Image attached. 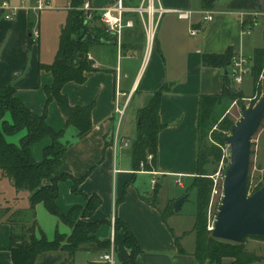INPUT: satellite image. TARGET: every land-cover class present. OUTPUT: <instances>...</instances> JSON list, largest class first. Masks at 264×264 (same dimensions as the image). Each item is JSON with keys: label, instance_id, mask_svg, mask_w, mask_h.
I'll use <instances>...</instances> for the list:
<instances>
[{"label": "crops", "instance_id": "crops-1", "mask_svg": "<svg viewBox=\"0 0 264 264\" xmlns=\"http://www.w3.org/2000/svg\"><path fill=\"white\" fill-rule=\"evenodd\" d=\"M6 1L16 7L17 11L13 18L6 20L5 11L0 8V87L15 88L17 99L32 113L41 115L46 103L44 89L52 85L53 79L50 73L40 70L39 65L51 64L55 56L42 54L41 45L34 44L40 42L36 11L33 10L36 0ZM115 1L91 0L90 4L94 8H101ZM140 1L122 0L126 7L132 9ZM157 7H161L164 13L158 20L153 52L146 60L145 35L137 16L128 15L134 26L125 29L115 43H112L111 35L106 36L104 27L100 24V31L106 38L94 43L97 46H91L88 54L96 71L86 74L83 84L68 83L62 88V93L71 106L93 105L92 130L82 139L75 134L77 140L66 153L69 155V164H65L63 159L60 170L54 176L66 173L81 178L88 174L80 185V191L86 196H99L102 203L87 221H105L102 226L109 231L107 238L97 232L99 240L110 241V220L114 216L129 226L137 240L141 249L136 259L138 264H196L193 258L195 245L182 244L192 232L179 229L175 223L170 224L177 215L174 211L166 224L163 223L160 212L167 203H174L185 195V189L195 177L199 97L218 95L221 91L223 70L204 67L201 63L202 56L222 55L230 50L233 54L242 53L252 58L253 64L255 51L264 48L262 31L261 36L253 34L257 24L262 23L264 27V0H216L208 10L202 8L201 0H158ZM176 11H190L191 16L189 20H180ZM203 12H210L212 21L204 22ZM33 28H37L39 32L36 41L30 36ZM191 29L197 31L195 35L190 34ZM101 41L105 43L102 44ZM247 76L249 79H244L245 85L252 81V70ZM162 88L165 91L160 98L158 112L163 128L157 136V190L159 192L160 185L172 178L174 183L181 182L179 187L184 193L165 201L162 208L157 195L158 204L153 208L141 199L144 196L134 187L137 176L151 175L134 171L131 152L129 164L121 155L115 154L112 142L116 109L120 108L122 99L124 98V108L128 101L130 103L137 96L127 125L130 129L133 120H137L138 111L147 104L152 94ZM46 124L55 132L64 130L65 133L67 130L64 117L54 101L47 106ZM50 144L51 138L44 137L31 147L35 162L43 159V150ZM100 159L103 162L98 171L93 172ZM0 182L4 183L6 190L0 192V204L9 203L13 206L0 217V264H12L8 250V214L13 216L17 212L23 216L22 220L26 219L30 224L35 220L36 236L43 233L48 240H52L55 230L59 231V227L64 225L49 215L42 205L35 207L33 215L29 211V193L25 190L17 191L12 182L1 174ZM62 183L64 184L61 186ZM44 184L49 185L50 179ZM59 184L63 201L67 200L60 205L58 194L56 204L63 213L73 206L85 205L82 195H72L71 181ZM41 219L50 226L49 231H45ZM63 229L62 234L70 233L68 227ZM117 234H120V244L117 243ZM173 236L179 238L185 254L177 252ZM114 238L115 263L123 264L129 257L123 245V233L114 232ZM105 252L80 251L67 264H76L79 254L85 253L90 256L94 254V258L87 264H100L97 257ZM65 259L64 253H48L41 256L36 264H63ZM230 263V259L222 260V264Z\"/></svg>", "mask_w": 264, "mask_h": 264}, {"label": "trees", "instance_id": "trees-1", "mask_svg": "<svg viewBox=\"0 0 264 264\" xmlns=\"http://www.w3.org/2000/svg\"><path fill=\"white\" fill-rule=\"evenodd\" d=\"M91 0H70L67 9L66 24L61 30L59 47L54 61L49 65H39V69L51 74L53 82L44 89L46 103L41 115L28 110L15 96V88L0 87V174L10 180L17 191L25 190L29 193V211L34 215L37 205H42L45 211L55 217L59 223L70 229L68 235L55 230L52 240H48L43 233L36 236V221L23 228L20 234L14 233L13 224L10 225L9 252L12 264H36L38 259L48 253L61 252L66 255L63 264L69 263L74 255L80 251L105 252L109 250V242L96 237L99 228L105 221L88 222L102 201L99 196H86L80 191V185L88 176L75 178L63 173L54 175L60 170L63 157L69 145L61 142L64 130L55 132L46 124L47 106L54 101L65 120V129L73 127L79 139L87 136L92 130L91 113L93 105L80 107L71 106L62 88L68 83L83 84L86 74L96 71L91 60L87 59L90 47L87 41L93 38L98 43L106 38L100 31L98 16L94 15L87 22L84 12L80 10L85 2ZM216 0H201L204 10L212 7ZM106 36H109L106 34ZM31 42H29V45ZM233 53L227 50L222 55H203L201 63L204 67H215L223 70L221 91L218 95H201L198 101L197 112V151L196 173L186 193L195 192L194 225L191 230L195 235L193 258L196 264H222V260L230 259V264H253L261 257L245 249V239L241 244L221 241L213 238L207 230L208 210L213 182L208 177L206 167L217 163L221 157L220 147L225 145L226 135L209 132L212 126L217 125L218 131L228 133L235 122L224 118L219 124L215 120L216 109L225 102H236L241 98L239 91L231 85V80L224 74L228 71ZM264 68V48L255 51L253 56L252 73L255 79ZM164 88L155 92L147 104L138 111V133L131 149L133 170L140 171V164L145 172H156L157 169V136L163 126L159 122V104ZM20 135L18 143L8 141V138ZM44 137L51 138V144L43 150V159L35 162L31 155V147ZM208 139L211 143H208ZM152 156L150 164L146 157ZM134 175V174H133ZM50 179V184L44 182ZM71 181V193L82 195L85 205L73 206L63 213L57 206L58 185L60 182ZM264 184V183H263ZM257 186L252 193L260 189ZM159 183L151 195L141 199L153 208L158 204L157 195ZM248 192V179H247ZM251 193V194H252ZM124 197V196H123ZM122 197V198H123ZM189 197V196H188ZM187 197V198H188ZM173 202L166 204L160 212L162 221L172 216ZM123 233V245L129 257L123 264H138L137 256L141 249L129 226L115 219L114 232ZM264 241V238H252ZM179 254H185L179 243V238L173 236Z\"/></svg>", "mask_w": 264, "mask_h": 264}, {"label": "rangeland", "instance_id": "rangeland-1", "mask_svg": "<svg viewBox=\"0 0 264 264\" xmlns=\"http://www.w3.org/2000/svg\"><path fill=\"white\" fill-rule=\"evenodd\" d=\"M69 2L70 0H47V3L44 5L45 8L41 11L36 12V19L40 31V42L34 44L41 45V53L44 55H48V56L52 55L54 57L56 54V51L59 47L61 30L66 24L67 9ZM262 28H263L262 23L257 24L254 27L253 34L256 36L257 35L261 36ZM154 45H155V38L152 44L151 53L153 52ZM92 46L96 47L97 45L94 44ZM148 62L149 59L146 62V66ZM251 78L252 81L248 82L247 85H245L244 83L241 87L239 86L235 87L239 91V94L241 96V98H239L238 101L225 102L222 104L221 107L216 109L215 120L217 121V124H219L224 118H226L230 122H236L241 116L242 107L248 108L254 106L259 101V99L264 95V68L262 72H260V74L257 76V79H255L254 72L252 73ZM248 79L249 76L246 77V80ZM123 102H124V98L120 103V108L124 110L123 114L122 115L115 114L114 131L115 133L117 131L120 136L119 143L116 146L115 154L121 155L124 158V161L126 160V162L130 164L131 163L130 152L138 133V126H139L138 118L137 120H133L130 129L127 125L129 124L128 121L131 115V111L133 109V105H135L137 102V96L135 95V97L130 103L128 101L124 108H123ZM210 130L211 131L209 132V134L211 132H217L218 134L224 136L229 135V132L225 133L218 131L217 125L212 126ZM75 134H76V130L73 127L67 128L61 142L66 145L69 144L71 145L77 140L75 138ZM19 136L20 135L18 134L14 137H10L8 138V141L12 143H18ZM125 143L127 144L126 146L124 145ZM208 143L209 144L211 143L209 139H208ZM222 148H225V145H223ZM68 150H69V146L66 153L68 152ZM66 153L63 159L65 160V164L67 163L69 164V155L67 156ZM101 159L99 160V164H97V166L93 168L92 170L93 172L98 171V168L100 167V163L103 162ZM228 164H229V158H224L222 160V151H221V157L219 161L214 164H209L206 167L208 177L209 178L211 177L213 179V184L215 182L217 185V189L221 192L219 193L218 196H215L212 199L209 206L208 223L210 226H213L218 207L220 206L221 203L220 196L222 194L223 179ZM118 167L120 168V164H118ZM151 179H152L151 176H146V175H139L136 177V183L134 187L139 189L140 194L144 197L150 196L152 193V190L150 188ZM263 183H264V118L257 132L251 139L250 168L248 173V193L251 194L257 186L262 185ZM63 184L64 183H62L61 186ZM58 189H59L58 194L60 199V205L65 204L67 200L63 201V195L60 192V184L58 185ZM0 192H6L5 185L4 183L1 182H0ZM183 193L184 190L180 189V187L176 183H174V180L172 178L167 179L164 184L160 185V189L158 192V197H159L158 200L160 207L162 208L164 206L165 201L170 200L172 197H177L179 195L182 196ZM188 196L189 197L187 201L183 203L180 211L177 212L176 218L170 223L171 225H174L175 223L179 229H182L184 231H191L192 226L194 225L195 192L193 191L191 193H188ZM9 208H13V206L9 203L8 205L0 204V217H2L5 211L9 210ZM7 218L10 221V224L14 225L13 228L15 234H20L22 232V229L27 228L30 224V221H26V219L22 220L21 218H23V216L19 215L17 212L13 216H11V214L10 215L8 214ZM41 222L43 223V227L45 231H49L50 226L47 224V222H44V220L42 219ZM63 228H65V226L59 227L60 233H64ZM98 232L101 234L102 237H106V238L108 237L109 231L106 229L105 226H101ZM120 242H121L120 234H117V243L120 244ZM182 244L186 246H190V245L194 246L195 245L194 233H192L188 238H186L184 242H182ZM245 249L248 252L255 254L256 256L261 257V260L253 264H264V241L247 238V240L245 241ZM93 258H94V254H91V256L88 253L79 254V256L76 258V264H87L88 261H91Z\"/></svg>", "mask_w": 264, "mask_h": 264}, {"label": "water", "instance_id": "water-1", "mask_svg": "<svg viewBox=\"0 0 264 264\" xmlns=\"http://www.w3.org/2000/svg\"><path fill=\"white\" fill-rule=\"evenodd\" d=\"M111 36L112 43H115V36ZM87 41L96 43L93 38ZM227 73L224 70V74ZM263 118L264 95L254 106L241 108L240 118L231 126L224 140L229 146L230 158L223 179V196L211 230V236L217 240L241 244L247 238H264V184L252 194L247 192L251 139ZM110 137L111 134L108 139ZM187 197L188 193L173 203L175 213L180 211Z\"/></svg>", "mask_w": 264, "mask_h": 264}, {"label": "built area", "instance_id": "built-area-1", "mask_svg": "<svg viewBox=\"0 0 264 264\" xmlns=\"http://www.w3.org/2000/svg\"><path fill=\"white\" fill-rule=\"evenodd\" d=\"M47 0H36L35 7L33 8L34 11L38 12L45 8V4ZM158 6V0H141L139 5L135 8L126 7L122 0H116L115 3L101 7V8H94L91 6L89 2H85L83 6L80 8L81 11L84 12L85 19L87 22L93 18L94 15L98 16L99 23L104 27L106 34L115 36L116 40H119L122 32L125 29L133 28L134 23L133 20L128 17V15L134 14L140 20L142 25L144 35H145V58L147 59L152 50V44L155 38V32L158 25V20L160 16L164 13V10ZM0 8L5 11L4 18L6 20H10L13 18L15 12L17 11L16 7H13L7 2L6 0H0ZM177 17L180 20H189L191 16L190 11H176ZM213 17L210 12H203L202 13V20L204 22L212 21ZM196 30L191 29L190 34L195 35ZM246 34L249 32L246 31ZM31 39L36 41L39 38V32L37 28H33L31 30ZM262 36L264 39V27L262 29ZM87 59L91 60L90 55H87ZM251 64L252 58L245 56L242 53L233 54L230 60V64L228 67V76L231 80V85L234 87L241 86L244 82L246 76L251 72ZM124 112L123 109L117 108L116 113L122 115ZM113 148L116 149L117 144L119 143V135L118 132L115 133L113 137ZM127 145L126 143L124 144ZM222 151V160L224 158H230V149L227 144H225V148L220 147ZM152 160V156L148 155L146 157L147 164H150ZM141 173L149 174L152 176L150 180V188L153 191L155 186L158 183V176L157 172H145L144 166L140 164V171ZM213 182V179L210 177ZM176 184L181 186V182L177 181ZM221 193L217 189V185L214 182L211 196H210V203L215 196H218ZM223 194H221L220 199H222ZM210 206V205H209ZM114 225H115V217L112 216L110 220V228L112 230L111 238H110V248L107 252L100 254L97 257V260L100 264H116L114 259ZM213 226H210L209 223L207 225V230L211 232Z\"/></svg>", "mask_w": 264, "mask_h": 264}]
</instances>
